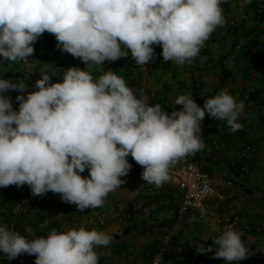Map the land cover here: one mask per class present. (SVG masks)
Segmentation results:
<instances>
[{
	"label": "clouds",
	"instance_id": "obj_1",
	"mask_svg": "<svg viewBox=\"0 0 264 264\" xmlns=\"http://www.w3.org/2000/svg\"><path fill=\"white\" fill-rule=\"evenodd\" d=\"M226 0H0V60L33 56L34 43L45 32L55 34L61 51L88 66L131 57L139 65L162 47L165 62L190 63L205 41L225 24ZM123 45V47H122ZM44 74L34 92L22 80L0 78V188L29 186L33 196L60 194L79 210L104 204L125 183L132 165L142 166V179L161 186L170 164L204 147L201 121L206 114L241 128L242 101L221 90L201 108L191 94L180 95L179 110L169 114L137 99L125 80L109 71L98 79L78 67L68 68L61 82ZM16 96L13 109L6 92ZM88 170V176L81 174ZM26 231H30L26 229ZM106 232L81 227L52 230L29 238L0 226V253L11 261L34 255L35 264H99L95 249L108 246ZM203 240H208L202 238ZM197 252L233 264L249 257L241 234L231 227Z\"/></svg>",
	"mask_w": 264,
	"mask_h": 264
},
{
	"label": "crops",
	"instance_id": "obj_2",
	"mask_svg": "<svg viewBox=\"0 0 264 264\" xmlns=\"http://www.w3.org/2000/svg\"><path fill=\"white\" fill-rule=\"evenodd\" d=\"M222 9L226 22L210 35L204 64L198 62L197 56L184 65H178L174 61L165 62L161 55L162 47L153 46L155 55L151 60L149 90L155 95L154 105L161 104L169 114L174 109H180L181 106L174 102L184 94H191L201 108L204 100L214 98L221 90L234 96L237 102L244 103V111L237 121L241 128L235 132L230 130L226 121L216 120L206 114L201 121L204 147L195 153H189V156L204 166V170L212 177L232 181V187L224 190L226 203L232 204L244 214L241 224L258 229L260 241L264 243V66L261 48L264 42L260 40L261 36L264 37V16L257 21L251 0H226ZM231 22H235V27H231ZM57 44L55 34L48 32L43 33L34 43L33 58L38 65V80L47 74L52 77V83L61 82L68 68L78 67L89 72L93 79L113 71L125 80L130 89L137 85V74L131 67L129 55L114 62L105 61L102 65L88 66L79 58L61 51ZM238 45H241L239 50ZM19 69L18 60H0V78L12 81L18 77ZM34 91V87H29L25 95ZM249 91L250 97L246 99ZM5 95L11 97L13 107L18 110L19 103L14 92L8 91ZM247 145L253 152L247 161L240 162L239 152ZM142 170L139 165V172ZM86 172L87 169L81 175L86 177ZM167 180L163 198H171L174 194L170 176ZM3 192L20 196L31 194L27 185L0 188V195ZM146 196V188L137 183L113 191L114 202L125 209L129 208L122 214L123 221L127 224L111 220L107 223V232L113 239L108 246L95 249L99 264H148L149 260L143 257L144 252L154 251L156 237L165 233L172 234L176 241L207 236L205 227L188 217L176 221L165 217L164 223L159 224L155 223L154 212L144 215L134 211L133 202L145 201ZM221 212L224 213V210ZM87 213L74 204L64 202L61 195L56 194L51 203L33 201L29 215L17 222L16 231L29 238H46L52 230L65 232L68 217L76 218L73 229L83 227L90 230ZM10 221L11 217L2 206L0 198V226L9 228ZM212 244L210 242L204 247ZM130 247L134 248V253L128 254ZM249 251L253 253L250 249ZM203 257L209 264H225L223 259L213 258L212 252L203 254ZM35 259L34 255L27 254L25 264H35ZM0 264H8L3 253H0ZM233 264H264V259L250 254L247 259Z\"/></svg>",
	"mask_w": 264,
	"mask_h": 264
},
{
	"label": "built area",
	"instance_id": "obj_3",
	"mask_svg": "<svg viewBox=\"0 0 264 264\" xmlns=\"http://www.w3.org/2000/svg\"><path fill=\"white\" fill-rule=\"evenodd\" d=\"M251 1L254 5L257 21L262 20L264 0ZM230 25L231 27H235L236 24L235 22H231ZM260 40L264 42V37L261 36ZM207 44L208 40L205 41L197 55L199 63L204 64V60L208 54ZM240 48L241 45H238L237 49L239 50ZM261 48L263 50L262 66H264V43ZM128 51L131 67L137 74V85L132 87L134 95L137 99H143L150 106H154L156 101L155 95L149 90L151 61L146 65H139L132 59L130 49ZM18 61L20 64L18 77L12 81L22 80L29 87H34L35 82L38 80V65L36 60L33 56H30L25 60ZM250 92L246 95V99H249ZM184 93H187V91H184ZM14 94L17 96L22 93L14 92ZM252 152L253 149L249 146L242 148L239 152L238 160L240 162L247 161ZM128 160L132 167L127 176L121 177L125 181L121 187L137 183L147 190L145 201L135 200L133 202L132 207L134 211L143 213L144 215L154 212L153 218H155V223L159 224L164 223L166 220L165 217L170 221L188 217L192 221L202 224L208 233L207 236H201L196 239H182L177 241L173 238L172 234L165 233L157 236L154 251L147 250L143 254V257L149 260L148 264H208L203 254L197 252V247L201 244L206 246L210 242L213 243V240L228 230L229 227L238 231L246 246L253 253L264 259V244L257 235L259 230L255 229L256 233H252V228L243 226L241 220L244 219V214L232 204L226 203L224 190L232 187V181L212 177L204 170V166L193 161L189 154H187L170 164L168 176H170V182L174 186V194L171 198H163L168 180L163 182L159 187L155 184H149L142 179L143 170L139 172V164L131 156L128 157ZM88 175L89 172L87 170L86 176ZM55 195L56 193L49 192L45 196H33L30 194L13 197V194L9 192L1 193L2 206L11 217L9 229L16 231L18 228L17 222L29 215L30 205L33 201L42 200L45 203H51ZM222 209L224 213L221 212ZM128 210V207L125 209L114 202L113 191H111L105 198L102 206L88 208L87 216H89L90 230L95 229L108 233L107 223L111 220L116 223L125 224L122 214ZM75 223V217H68L64 231L73 229ZM202 238L208 240L205 241ZM127 253H134V248L130 247ZM26 255L21 254L11 261L8 260V264H25Z\"/></svg>",
	"mask_w": 264,
	"mask_h": 264
},
{
	"label": "trees",
	"instance_id": "obj_4",
	"mask_svg": "<svg viewBox=\"0 0 264 264\" xmlns=\"http://www.w3.org/2000/svg\"><path fill=\"white\" fill-rule=\"evenodd\" d=\"M263 16H264V13H263ZM16 107V106H15ZM15 109V108H14ZM248 146V145H247ZM246 147V146H245ZM250 147V146H249ZM20 195H13V197H19ZM84 211H85V213H87L88 212V208L87 209H84ZM256 230L255 229H252V233H256L255 232ZM17 232H18V230H17ZM22 235V234H21ZM257 235L259 236V238H260V235H259V232L257 233ZM264 244V243H263ZM155 249V248H154ZM209 264V263H208Z\"/></svg>",
	"mask_w": 264,
	"mask_h": 264
},
{
	"label": "rangeland",
	"instance_id": "obj_5",
	"mask_svg": "<svg viewBox=\"0 0 264 264\" xmlns=\"http://www.w3.org/2000/svg\"><path fill=\"white\" fill-rule=\"evenodd\" d=\"M200 225V224H199Z\"/></svg>",
	"mask_w": 264,
	"mask_h": 264
}]
</instances>
